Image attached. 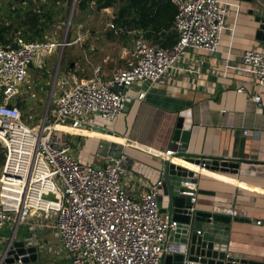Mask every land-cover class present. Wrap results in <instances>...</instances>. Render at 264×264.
I'll use <instances>...</instances> for the list:
<instances>
[{
  "label": "built area",
  "instance_id": "2783aa9c",
  "mask_svg": "<svg viewBox=\"0 0 264 264\" xmlns=\"http://www.w3.org/2000/svg\"><path fill=\"white\" fill-rule=\"evenodd\" d=\"M28 1L21 0V5ZM171 1L176 7L173 27L178 35L172 47L162 48L139 37L125 66L112 76L106 78L96 68L88 79L63 80L57 92L53 89L49 116L47 113L43 123L35 127L23 120L14 100L32 66L41 68L55 47L71 44L66 40L62 44L19 41L16 48L0 46V144L5 152L0 172V230L13 228L14 233L22 222L53 216L50 228L71 264H161V257L169 254L185 256L183 264H210L201 257L187 259V244L170 240L178 223L162 212L166 200L159 206V197L166 198L163 170L155 171L152 178L149 168L136 166L135 172L150 183L135 199L122 182L126 171L134 167L131 158L120 154L101 167L82 164L71 153L66 140L70 133L56 129L57 125L84 129L94 116L113 121L126 104L133 99L144 100L158 81L178 69L185 50L212 54L219 50L229 18L227 0ZM14 8L12 4L10 10ZM107 26L121 31L113 23ZM240 67L250 71L254 81L247 90L240 88L238 92L264 88V46L245 51ZM133 87L137 89L136 96L126 94ZM249 94L248 100L258 105L261 97ZM185 152L176 141L164 157L186 161L182 157ZM205 160L198 159L197 166L207 169ZM194 173L197 178L199 173ZM195 185L185 184L190 191L182 192L191 203L195 202ZM49 195L53 199L43 198ZM213 213L230 218L242 216V211L230 207H218ZM225 246L220 245L224 252Z\"/></svg>",
  "mask_w": 264,
  "mask_h": 264
},
{
  "label": "crops",
  "instance_id": "0c3cea01",
  "mask_svg": "<svg viewBox=\"0 0 264 264\" xmlns=\"http://www.w3.org/2000/svg\"><path fill=\"white\" fill-rule=\"evenodd\" d=\"M227 2L229 18L216 53L187 49L181 56L178 69L158 81L144 100L133 99L126 104L115 120L105 121L94 116L84 129H63L74 140L71 152L80 163L101 167L109 163L110 158L123 154L149 168L152 177L155 171L163 170L167 160L175 164L172 157L165 158L164 154L176 142L173 140L179 119L184 121V128L188 131L186 143L178 140L186 150L182 157L187 162L223 158L264 163V88H256L252 93L237 91L240 88L247 90L254 81L253 74L240 67V58L245 51L264 46L256 37L255 23L264 12L253 1ZM116 10V7L107 8L101 13L113 19ZM5 11L3 0H0L1 18ZM86 11L91 13L95 9L90 4ZM175 12L171 0H157L151 18L162 26L155 31L152 28L113 31L107 26L113 23L111 21L103 27L83 28L79 25V31H82L71 44H80V49L87 51L93 60L90 63L93 69L86 76L92 77L97 68L108 78L123 68L139 37L149 44L170 48L178 38L173 27ZM248 93L258 94L260 103L250 102ZM126 94L136 96L137 89H128ZM111 144H115L112 157L109 156ZM158 155L161 158L154 157ZM196 179L194 208L197 211L214 212L218 207L242 211L241 217L231 218L230 223L224 225L229 228L226 254L241 260L264 262V174L200 168ZM122 182L135 199L147 190L150 183L133 169L126 171ZM257 221L261 223L256 224ZM53 224V216L47 219L40 216L20 223L14 233L13 228H2L0 264H6L4 250L11 239L37 248L36 259L12 264H71L50 228ZM6 230L10 232L8 238L4 234ZM181 238L171 236L170 240L185 244Z\"/></svg>",
  "mask_w": 264,
  "mask_h": 264
},
{
  "label": "water",
  "instance_id": "95a60500",
  "mask_svg": "<svg viewBox=\"0 0 264 264\" xmlns=\"http://www.w3.org/2000/svg\"><path fill=\"white\" fill-rule=\"evenodd\" d=\"M76 0H73L70 15L74 9ZM256 2L264 12V0H245ZM257 24L256 37L258 40L264 42V16L256 18ZM6 49V48H5ZM49 103L46 105L44 111V119L48 113ZM44 121V120H43ZM43 123V122H42ZM184 121L179 119L177 125V132L173 141L187 142L188 131L184 128ZM115 151V144L110 145V154L113 156ZM204 161L206 167L213 171L237 173L248 175H263L264 163L247 161V160H229L223 158H206ZM190 163L196 165L199 161L188 160ZM138 163L134 162L132 168L136 171ZM164 185L163 195L159 197V206L166 200L165 211L171 218L178 223V228L175 232L170 233L171 236H181L182 242L188 245L187 259H197L201 257L202 261H207L210 264H264V262H252L232 258L224 252L220 245H227V236L231 218L225 215H219L213 212L197 211L194 208V203H191L190 197L182 194V192L190 191L185 184H196V174L182 166L175 165L168 160L163 168ZM45 199H53L52 195L44 196ZM199 232L200 234H197ZM12 241V240H11ZM36 247L26 246L25 242L12 241L5 250L4 262L12 264L16 261L27 262L36 259ZM186 257L182 255H163L161 257V264H183Z\"/></svg>",
  "mask_w": 264,
  "mask_h": 264
},
{
  "label": "rangeland",
  "instance_id": "374dc122",
  "mask_svg": "<svg viewBox=\"0 0 264 264\" xmlns=\"http://www.w3.org/2000/svg\"><path fill=\"white\" fill-rule=\"evenodd\" d=\"M72 3L73 0H63L59 3L61 8L66 9L62 15L64 19L60 18V21L52 28L48 42L62 44V41L66 40L68 44H71L76 39L77 34L82 31H79V25H82L83 28L103 27L104 24L113 20L110 19V16L102 14L101 11L91 13L87 11L75 12L76 1L72 15L69 17ZM7 5L8 0H3V6L6 7ZM5 20L4 16L0 17V22ZM118 38L125 39L123 36ZM91 62L93 60L90 58L89 53L84 49L81 50L80 44H71L55 47L50 56L44 60L41 68L32 66L26 83L14 100V105L16 104L20 109L25 122L33 127L40 125L44 120L46 105L49 103L47 117L50 114V109L53 108V89L56 88L54 93L57 92V85H62L63 80H72V77L78 81L88 78L86 75L90 74L89 72L93 69L90 66ZM68 138L66 140L73 148L72 143L74 140L69 136ZM7 230L4 233L6 238L10 235Z\"/></svg>",
  "mask_w": 264,
  "mask_h": 264
},
{
  "label": "trees",
  "instance_id": "16d2710c",
  "mask_svg": "<svg viewBox=\"0 0 264 264\" xmlns=\"http://www.w3.org/2000/svg\"><path fill=\"white\" fill-rule=\"evenodd\" d=\"M61 1L63 0H36V2L29 0L25 6H22L21 0H9L5 7L6 20L0 22V46L16 48L19 41L46 42L55 24L60 18L64 19L62 15L66 9L59 6ZM156 3L157 0H76L74 11L82 13L88 10L90 4L95 11L116 7L112 20L116 27L129 31L152 28L155 31L162 26L160 22L151 18ZM12 4L15 6L14 10H10ZM160 47L164 46L160 45ZM22 118L24 120L23 116ZM4 159L5 152L0 144V168Z\"/></svg>",
  "mask_w": 264,
  "mask_h": 264
},
{
  "label": "bare ground",
  "instance_id": "6f19581e",
  "mask_svg": "<svg viewBox=\"0 0 264 264\" xmlns=\"http://www.w3.org/2000/svg\"><path fill=\"white\" fill-rule=\"evenodd\" d=\"M64 128H67V127H63V126H59L57 125L56 126V129L60 130V131H64L63 129ZM173 162L178 165V166H182V167H185L189 170H192L196 173H199L200 172V168L199 166H197L196 164L194 163H190V162H187L185 160H182V159H174ZM9 188V187H8Z\"/></svg>",
  "mask_w": 264,
  "mask_h": 264
}]
</instances>
